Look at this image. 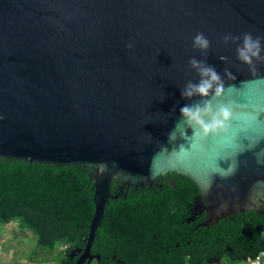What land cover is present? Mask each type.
<instances>
[{"label": "water", "instance_id": "1", "mask_svg": "<svg viewBox=\"0 0 264 264\" xmlns=\"http://www.w3.org/2000/svg\"><path fill=\"white\" fill-rule=\"evenodd\" d=\"M0 159L188 177L199 225L264 212V0H0ZM193 220V219H192Z\"/></svg>", "mask_w": 264, "mask_h": 264}, {"label": "trees", "instance_id": "2", "mask_svg": "<svg viewBox=\"0 0 264 264\" xmlns=\"http://www.w3.org/2000/svg\"><path fill=\"white\" fill-rule=\"evenodd\" d=\"M89 172L0 159V224L17 220L34 234L35 247L46 253L39 264H74L79 254L69 252L84 246L94 210ZM176 175L162 192L129 187L108 200L94 242L101 264H245L264 250V212L246 210L210 227L199 225L204 213L187 221L198 189ZM111 190L118 191L114 181Z\"/></svg>", "mask_w": 264, "mask_h": 264}, {"label": "rangeland", "instance_id": "3", "mask_svg": "<svg viewBox=\"0 0 264 264\" xmlns=\"http://www.w3.org/2000/svg\"><path fill=\"white\" fill-rule=\"evenodd\" d=\"M0 243L6 259L16 263L39 264L46 257L45 251L35 247L34 234L23 231L17 220L0 224Z\"/></svg>", "mask_w": 264, "mask_h": 264}, {"label": "flooded vegetation", "instance_id": "4", "mask_svg": "<svg viewBox=\"0 0 264 264\" xmlns=\"http://www.w3.org/2000/svg\"><path fill=\"white\" fill-rule=\"evenodd\" d=\"M169 173H172V172H169ZM168 173H166L164 176H161L159 177L158 180H155L154 182L152 183H147L145 186L141 187V186H133L131 184L129 185H125L123 181H119L118 183H116V181H114V184L115 185H118V191H115L114 192L111 190L112 193H119V195L123 192V190L126 188H129V187H133L134 189H138V188H141V190L144 192V191H147V192H150L151 190H153L154 192H162L164 190V184H168V183H171V184H174L176 183L178 177L176 174H173V175H167ZM112 184V183H111ZM157 189L159 191H157ZM199 193H197V195L195 196V198L198 196ZM195 198H194V201H195ZM194 201L192 203H189L188 206V211H187V216H186V219L187 221L188 220H192V219H195L196 216L198 215H202L203 213L200 211L201 209L196 205L194 204ZM95 236H96V233H95ZM95 236H94V239H93V242H92V245L90 247V252L92 254H95L97 257H94L92 258V260L88 263L87 261H85L83 264H93V262H96L97 264H101V254L99 252V249L100 247H98V245L96 244L95 246V249H94V242H95ZM85 246V244H84ZM81 247V249L84 248ZM77 249V248H75ZM81 254V253H80ZM79 254V255H80ZM78 255V256H79ZM115 256H113L114 258ZM117 260H120V259H117Z\"/></svg>", "mask_w": 264, "mask_h": 264}, {"label": "built area", "instance_id": "5", "mask_svg": "<svg viewBox=\"0 0 264 264\" xmlns=\"http://www.w3.org/2000/svg\"><path fill=\"white\" fill-rule=\"evenodd\" d=\"M1 251H2V246L0 243V256H1ZM245 264H264V250H261L252 258H248Z\"/></svg>", "mask_w": 264, "mask_h": 264}, {"label": "crops", "instance_id": "6", "mask_svg": "<svg viewBox=\"0 0 264 264\" xmlns=\"http://www.w3.org/2000/svg\"><path fill=\"white\" fill-rule=\"evenodd\" d=\"M0 264H22V263H16L10 259L9 260L6 259L5 253L3 252V249H2L1 256H0Z\"/></svg>", "mask_w": 264, "mask_h": 264}]
</instances>
